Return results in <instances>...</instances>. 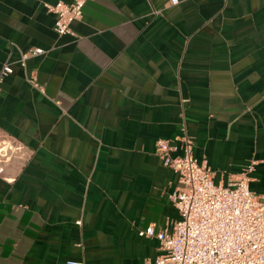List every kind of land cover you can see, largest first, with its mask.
Returning a JSON list of instances; mask_svg holds the SVG:
<instances>
[{"label":"crops","instance_id":"crops-1","mask_svg":"<svg viewBox=\"0 0 264 264\" xmlns=\"http://www.w3.org/2000/svg\"><path fill=\"white\" fill-rule=\"evenodd\" d=\"M55 1L0 0V135L28 150L0 176V264H154L137 231L179 217L158 138L189 135L214 182L254 159L264 191V0H85L60 35Z\"/></svg>","mask_w":264,"mask_h":264},{"label":"built area","instance_id":"built-area-1","mask_svg":"<svg viewBox=\"0 0 264 264\" xmlns=\"http://www.w3.org/2000/svg\"><path fill=\"white\" fill-rule=\"evenodd\" d=\"M84 2L44 3L46 10L54 14L52 28L58 35L72 33L70 24L81 16ZM42 51L39 46H31L20 53L19 61L22 64L27 55ZM8 72L10 68L4 63L0 79ZM29 81L39 86L33 77ZM191 145V137L186 134L177 141H155V154L177 173L179 184L169 196L179 217L172 222L171 230H155L149 223L137 231L157 238L162 252L154 257V264H264V191L258 193L249 185L256 161H248L226 183L214 182L212 170L192 155ZM177 149L178 153H171ZM27 152L16 137L1 134L0 176L10 181L12 177L3 174L4 165L12 158L23 159Z\"/></svg>","mask_w":264,"mask_h":264}]
</instances>
